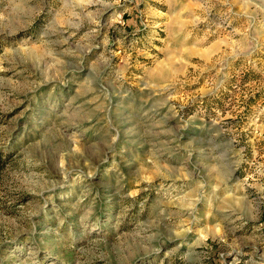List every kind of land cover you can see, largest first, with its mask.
<instances>
[{
	"label": "rangeland",
	"instance_id": "1",
	"mask_svg": "<svg viewBox=\"0 0 264 264\" xmlns=\"http://www.w3.org/2000/svg\"><path fill=\"white\" fill-rule=\"evenodd\" d=\"M0 264H264V0H0Z\"/></svg>",
	"mask_w": 264,
	"mask_h": 264
},
{
	"label": "trees",
	"instance_id": "2",
	"mask_svg": "<svg viewBox=\"0 0 264 264\" xmlns=\"http://www.w3.org/2000/svg\"><path fill=\"white\" fill-rule=\"evenodd\" d=\"M2 160H1V157H0V162H1ZM0 167H2V164L0 163Z\"/></svg>",
	"mask_w": 264,
	"mask_h": 264
}]
</instances>
